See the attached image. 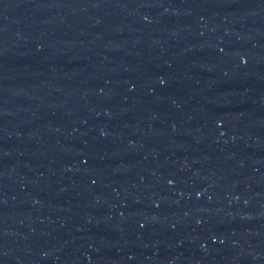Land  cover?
Wrapping results in <instances>:
<instances>
[{
	"label": "water",
	"instance_id": "obj_1",
	"mask_svg": "<svg viewBox=\"0 0 264 264\" xmlns=\"http://www.w3.org/2000/svg\"><path fill=\"white\" fill-rule=\"evenodd\" d=\"M0 264H264V0H0Z\"/></svg>",
	"mask_w": 264,
	"mask_h": 264
}]
</instances>
